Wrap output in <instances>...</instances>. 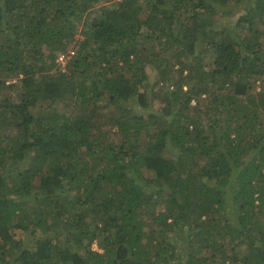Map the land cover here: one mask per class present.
<instances>
[{"label": "trees", "instance_id": "obj_1", "mask_svg": "<svg viewBox=\"0 0 264 264\" xmlns=\"http://www.w3.org/2000/svg\"><path fill=\"white\" fill-rule=\"evenodd\" d=\"M252 1L0 0V264H264Z\"/></svg>", "mask_w": 264, "mask_h": 264}, {"label": "rangeland", "instance_id": "obj_2", "mask_svg": "<svg viewBox=\"0 0 264 264\" xmlns=\"http://www.w3.org/2000/svg\"><path fill=\"white\" fill-rule=\"evenodd\" d=\"M251 4L253 5V7H255L257 5V0H253L251 2ZM237 11V10H236ZM240 13H242V11H240ZM205 19H208V21H210L211 23H213V27L211 28L212 30L216 31L217 32V36L220 37L221 35L223 34H226V32L224 31V27L227 25L229 29H233V24L234 22L238 19V15L237 14H234L233 17L229 18V17H225V18H222V16H209V15H202L201 14V20H205ZM231 23V24H229ZM260 24H257L258 26L255 27V29H264V18L261 22H259ZM242 35V34H241ZM243 37V36H242ZM77 39L79 40H82L83 39V36L80 35H77ZM163 77V73H158V72H152L149 74V80H152V81H156L157 79H159L160 77ZM18 81L15 79V78H10L7 80V83L6 85H13V84H16ZM261 82V81H260ZM261 87H262V84H258V87H257V92L259 93L261 91ZM1 93L2 91L4 92L5 95H7V89L4 88L3 90H0ZM13 91L12 93L9 95L10 96V99H13ZM3 94V93H2ZM203 98H205V96H202ZM245 99V98H244ZM246 100V99H245ZM244 101V100H243ZM197 102V100H196ZM179 151L180 149L179 148H176L175 146L173 145H169L167 150L165 151L164 153V157L167 158V159H174L176 160L177 159V154H179ZM158 213V212H157ZM146 219L148 221H150V223L153 225H155L154 223V220L151 218V216H148L146 217ZM16 236L18 239L22 238V235L20 234L19 231H16ZM247 243V242H246ZM245 249H246V244H245V241L244 243L240 244V246H238V253L240 252L242 255L244 254L245 252Z\"/></svg>", "mask_w": 264, "mask_h": 264}, {"label": "clouds", "instance_id": "obj_3", "mask_svg": "<svg viewBox=\"0 0 264 264\" xmlns=\"http://www.w3.org/2000/svg\"><path fill=\"white\" fill-rule=\"evenodd\" d=\"M61 55H66L68 57V61H70V55L69 54H66V53H63V54H60L58 57H57V61H56V69H58L59 71H61L62 73H65V67L67 66L68 64V61H67V64L65 66H62V64L59 62V57Z\"/></svg>", "mask_w": 264, "mask_h": 264}, {"label": "built area", "instance_id": "obj_4", "mask_svg": "<svg viewBox=\"0 0 264 264\" xmlns=\"http://www.w3.org/2000/svg\"><path fill=\"white\" fill-rule=\"evenodd\" d=\"M68 57L66 55H61L59 57V62L62 64V66H65L67 64Z\"/></svg>", "mask_w": 264, "mask_h": 264}]
</instances>
